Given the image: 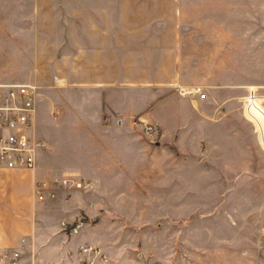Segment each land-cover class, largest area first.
<instances>
[{
    "label": "rangeland",
    "instance_id": "rangeland-1",
    "mask_svg": "<svg viewBox=\"0 0 264 264\" xmlns=\"http://www.w3.org/2000/svg\"><path fill=\"white\" fill-rule=\"evenodd\" d=\"M171 12L200 82L190 88L207 100L180 117L177 135L166 134L167 93L116 126L118 113L101 96L57 82L60 60L77 53L71 34L84 38L93 17L128 33L144 27L136 17ZM1 81L42 87L36 129L57 149L55 166L67 178L95 180L75 189L79 212L65 231L80 221L138 262L143 255L135 264L151 254L158 264H255L264 256V107L254 101L243 110L250 88L264 93V0H0ZM185 98L179 90L174 102Z\"/></svg>",
    "mask_w": 264,
    "mask_h": 264
},
{
    "label": "crops",
    "instance_id": "crops-1",
    "mask_svg": "<svg viewBox=\"0 0 264 264\" xmlns=\"http://www.w3.org/2000/svg\"><path fill=\"white\" fill-rule=\"evenodd\" d=\"M177 21L173 12L165 17H136L133 24L144 27H133L128 33H111L109 17H93L89 23L92 31L87 27L84 38L80 37L82 34H71L77 53L68 61L60 60L57 82L101 96L105 108H115L117 117L122 118L121 125L144 115L143 105L149 104V96L167 93L173 102L165 111L166 134L177 135L180 117L185 119L184 116L199 113L207 101L187 96L182 104L174 102L180 89L200 83L191 75L183 58ZM157 22L163 27H155ZM41 131L35 128V135L44 141ZM121 136L127 137L126 134ZM50 137L47 135L46 139L49 141ZM56 150L52 147L41 151L34 171L0 169V248L21 250L27 263L34 260L67 264L74 260L78 246L92 244L101 248L113 264L141 263L143 255L138 262L130 250L110 245L82 226L76 236L65 231L79 211L74 203L75 189L53 184L55 179H70L65 177L69 170L55 166ZM39 181L48 184L55 194L53 199L37 200L34 186ZM151 258L149 262L144 257L143 264H158L152 254ZM255 264H264V256L256 257Z\"/></svg>",
    "mask_w": 264,
    "mask_h": 264
},
{
    "label": "built area",
    "instance_id": "built-area-1",
    "mask_svg": "<svg viewBox=\"0 0 264 264\" xmlns=\"http://www.w3.org/2000/svg\"><path fill=\"white\" fill-rule=\"evenodd\" d=\"M42 87L37 82H0V169L34 171L37 167V158L46 148L43 140L35 135L36 103ZM187 96L196 95L198 100H204L206 95L200 93L198 87L180 89ZM257 101L264 107V93L259 90H248L245 102L248 107ZM108 122V119H106ZM254 126V123L250 121ZM115 124L120 126L122 118L116 117ZM256 132V128L254 127ZM257 134V133H256ZM54 185L64 188H90L91 182L75 179H55ZM37 200L53 199L55 194L45 182H37L34 186ZM82 226L80 221L73 224L68 231L70 236H76ZM257 247L264 254V231L261 232ZM0 264H53L32 260L27 263L21 250L17 248H0ZM67 264H113L110 257L98 246L84 244L78 246L74 260Z\"/></svg>",
    "mask_w": 264,
    "mask_h": 264
},
{
    "label": "bare ground",
    "instance_id": "bare-ground-1",
    "mask_svg": "<svg viewBox=\"0 0 264 264\" xmlns=\"http://www.w3.org/2000/svg\"><path fill=\"white\" fill-rule=\"evenodd\" d=\"M182 90H185V89H182Z\"/></svg>",
    "mask_w": 264,
    "mask_h": 264
}]
</instances>
